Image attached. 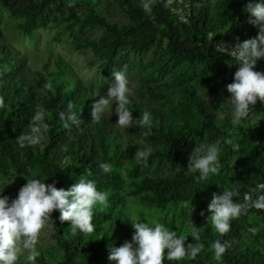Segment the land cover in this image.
Returning <instances> with one entry per match:
<instances>
[{"label": "trees", "instance_id": "1", "mask_svg": "<svg viewBox=\"0 0 264 264\" xmlns=\"http://www.w3.org/2000/svg\"><path fill=\"white\" fill-rule=\"evenodd\" d=\"M100 1L0 0V12L17 20L16 29L24 37L32 39L40 30L61 26L73 33L72 48L90 50L103 74L136 71L137 99L129 96L128 108L133 119L145 110L152 115L148 136L143 135L148 128L135 125L121 133L105 113L99 123H93V84L83 82L61 59L54 61V69L47 65L30 69L27 56L10 45L0 26V97L4 99L0 183L11 178L22 187L35 178L68 190L84 176L99 191L110 193L107 207L100 210L98 205L93 210L91 234L77 231L73 236L69 223H61L54 211L58 254L36 246L39 255L34 264H115L108 260V245L131 242L132 222L153 227L160 223L186 237V245L195 243L190 218L199 229L204 250L194 260L170 261L165 253L164 264H264V210L251 209L231 220L224 236L212 227L207 211L213 193L234 186L244 192L264 183V104L257 101L247 119L233 122V110L225 102L230 95L226 85L233 82L238 66L213 46V40L242 42L257 35V28L247 23L245 6L250 0H185L190 6L186 23L170 13L167 0H155L151 16L134 0H116L125 16L120 23L96 10ZM251 2L264 4V0ZM105 11L110 13L108 8ZM92 28L101 29V35L88 37L86 32ZM148 54L146 62L136 63ZM254 70L264 72V59L256 62ZM49 81L53 91L44 88ZM202 87L210 98L208 104ZM70 102L83 123L65 129L58 113L66 111ZM38 106L49 114V131L40 144L22 149L16 139L29 131ZM215 110L225 114L223 121L215 119ZM224 138L239 143V151L224 144ZM201 142L218 143L220 169L198 181V171L187 173L180 165L188 164L193 148ZM146 145L154 151L146 162L137 164L135 152ZM101 163L110 164L111 171L103 172ZM177 166L179 173L174 171ZM7 192L17 196L19 191ZM250 228L258 231L253 234ZM217 239L231 245L220 260L210 250ZM17 264H26L23 256Z\"/></svg>", "mask_w": 264, "mask_h": 264}, {"label": "clouds", "instance_id": "2", "mask_svg": "<svg viewBox=\"0 0 264 264\" xmlns=\"http://www.w3.org/2000/svg\"><path fill=\"white\" fill-rule=\"evenodd\" d=\"M155 0H141V7L146 14L151 16L152 6ZM173 0H167L171 5ZM248 14L247 23L257 28V35L240 42L239 38L235 46L219 42L216 46L218 53H226L236 61L237 71L233 76V82L226 85V91L230 94L227 102L234 116V123L247 119L252 112L250 106L257 101L264 104V72L255 71L256 62L264 59V4L250 2L245 6ZM154 19V17H153ZM231 49V50H230ZM112 80L108 82L106 95H101L91 105V120L99 123L107 110L112 111L115 105V115L118 117L116 126L121 129L131 128L134 125L146 127L149 131L144 136L151 134L152 115L148 110L142 112L133 119L129 110V80L125 71L111 72ZM47 91H53L52 83L44 84ZM203 88V87H202ZM204 97L206 104L210 98L207 90ZM4 107V99L0 97V108ZM75 105L69 103L66 111L58 113V118L63 122L65 129L71 126L79 127L83 121L73 111ZM211 111V110H210ZM216 120L223 121L225 114L218 110L212 111ZM48 112L38 106L29 124V131L21 133L16 143L20 148L32 147L40 144L44 134L49 131L50 125L46 122ZM139 143L144 144L141 140ZM223 143L231 146L233 151H239L240 144L232 138H224ZM154 151L151 145L135 152L137 164L148 160ZM221 149L218 143L201 142L196 145L188 157L187 173L199 172L198 181L206 180L210 174H218L220 169L219 153ZM99 167L103 172L111 171V165L101 163ZM174 171L181 172L177 166ZM15 199L8 196H0V264H17L23 256L26 264H34L39 252L37 244L42 230L45 227H54L56 221L52 219L54 211L59 213V221L67 222L71 228V234L75 236L77 231L91 234L95 230L92 223L94 208L101 206L100 210L107 207L110 193L99 191L93 180L82 176L68 190L57 189L55 184H45L40 179H27ZM3 190H0L2 192ZM235 201V202H234ZM190 206L191 201L189 202ZM193 209V207H192ZM264 210V183H258L248 191L242 192L240 187L224 189L221 194L213 193L207 211L211 225L220 236L230 231V221L246 215L249 210ZM204 215L203 212L200 213ZM191 237L195 243L185 244L186 237H178L175 231H170L160 223L150 226L143 222H132L134 234L131 242L125 241L120 247L108 245V260L115 264H164L165 253L167 259L182 260L187 257L194 260L204 250V244L200 243L199 229L194 227L190 218ZM249 232L255 234L258 229L250 228ZM230 242L217 239L211 244L210 250L213 258L220 260L230 247Z\"/></svg>", "mask_w": 264, "mask_h": 264}, {"label": "rangeland", "instance_id": "3", "mask_svg": "<svg viewBox=\"0 0 264 264\" xmlns=\"http://www.w3.org/2000/svg\"><path fill=\"white\" fill-rule=\"evenodd\" d=\"M123 1L125 2L127 0ZM134 1L141 5V0ZM115 2L116 0H101L96 6V10L106 18L120 23L125 20V16ZM106 8L110 10V13L105 11ZM16 22L17 20L9 17L5 11L0 12V26L8 42L21 54L27 56L30 69L42 70L44 65H47L49 69H54V61L61 59L70 66L72 72L83 82L93 84L96 100L101 95H106L108 82L112 80L111 75L102 73L100 62L93 56L90 50L72 48L73 33L59 26L47 30H40L35 34L34 38L30 39L24 37L16 29ZM101 32L99 28H92L87 30L86 34L90 38H97L101 35ZM148 58L149 54L142 59H137L136 63L146 62ZM126 76L129 80V88L131 89L130 96L137 99L138 74L136 71H133L126 73ZM114 109L115 105L112 106V111L107 110L105 114L116 124L118 117L115 115ZM118 129L124 134L123 129L119 127ZM187 165L181 164L180 167L187 169ZM20 188L21 185L16 180L5 178L0 183V190H3L0 192V196H8L10 203L17 196L12 195L11 192H7V189L19 191ZM37 247H41L44 250H53L58 254V247L55 240V226L45 227L42 230Z\"/></svg>", "mask_w": 264, "mask_h": 264}, {"label": "built area", "instance_id": "4", "mask_svg": "<svg viewBox=\"0 0 264 264\" xmlns=\"http://www.w3.org/2000/svg\"><path fill=\"white\" fill-rule=\"evenodd\" d=\"M169 9H170V13L180 23H186L188 21V17L190 16V6H189V3L187 1H185V0H173V3L171 5H169ZM208 38L210 40H213L214 35L212 33H209ZM218 43L219 42L217 40H213V46L215 49H216V46ZM227 44H231L234 47L236 42H231V43H227ZM222 54L227 55L226 53H222ZM230 58L234 59L232 57H230Z\"/></svg>", "mask_w": 264, "mask_h": 264}]
</instances>
